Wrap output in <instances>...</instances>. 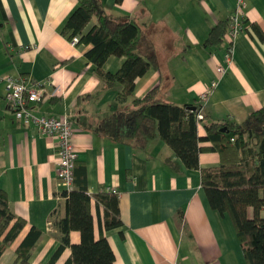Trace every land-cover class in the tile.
Masks as SVG:
<instances>
[{"label":"crops","instance_id":"obj_1","mask_svg":"<svg viewBox=\"0 0 264 264\" xmlns=\"http://www.w3.org/2000/svg\"><path fill=\"white\" fill-rule=\"evenodd\" d=\"M96 1L109 15L135 22L138 52L155 58L125 98L119 97L122 82L107 84L95 74L96 65L85 54L91 43L73 45L61 31L79 0H0V187L14 218L26 221L0 255V261L6 257L1 264H12L14 248L31 226L41 233L28 261L45 264L60 244L55 220L66 214L57 138L16 117L3 97L8 74L52 80L58 93L32 103L31 110L70 118L74 176L83 165L88 193L117 190L122 218L117 227L104 229L102 207L91 202L94 236L102 230L115 255L112 264H248L229 215L211 207L201 184L200 168L219 164L216 151H201L199 169H189L159 137L144 144L117 142L98 126L113 111L131 109L133 98L154 87L167 101L200 109L199 135L211 121L245 120L264 105V39L257 32H264V0H244L246 28L233 40L223 74L217 65L228 38L214 48L205 39L231 16L237 0ZM124 60L111 54L101 69L115 73ZM214 78L217 86L201 106L200 93ZM69 239L78 242L79 232L71 230ZM70 252L66 246L53 264H63Z\"/></svg>","mask_w":264,"mask_h":264},{"label":"trees","instance_id":"obj_2","mask_svg":"<svg viewBox=\"0 0 264 264\" xmlns=\"http://www.w3.org/2000/svg\"><path fill=\"white\" fill-rule=\"evenodd\" d=\"M93 17L96 22L89 24ZM227 26L228 19L217 22L205 39L207 46H219L225 39ZM61 31L69 39L79 35L78 43H91L85 54L95 63V74L107 84L114 80L122 82L121 98L131 95L135 77L155 60L151 54L144 57L137 50L138 25L109 15L96 0H79ZM257 32L264 39V32L259 29ZM226 50H231V43ZM111 54L125 56L115 73L101 69ZM158 91L154 87L141 98H133L129 110L113 111L101 120L98 131L117 142L134 139L144 144L159 137L189 169H199L201 151H216L219 164L200 168L209 204L229 215L247 263L264 264V105L251 111L242 122L206 123L205 135H199L197 108L167 101L157 95ZM223 126L225 130L221 129ZM204 141H210V145H202ZM74 184L77 185L74 189L62 191L66 214L55 220L61 232L60 244L45 264H53L66 246L71 252L63 264H112L115 255L102 230L98 237L94 236L91 202L97 208L102 207L103 228L111 229L122 224L118 195L106 189L88 193L83 165L74 176ZM13 218L7 194L0 187V255L26 224L20 216ZM71 230L79 232L78 242H70ZM40 233V229L30 227L14 248L12 264H31L28 257Z\"/></svg>","mask_w":264,"mask_h":264},{"label":"built area","instance_id":"obj_3","mask_svg":"<svg viewBox=\"0 0 264 264\" xmlns=\"http://www.w3.org/2000/svg\"><path fill=\"white\" fill-rule=\"evenodd\" d=\"M244 0H237V5L228 18V26L225 39L231 43V50H226L223 54V62L217 65V71L223 74L226 66L232 60L233 40L246 28V18L244 16ZM224 39V40H225ZM79 41V35H73L71 44L75 45ZM3 97L9 107L14 111L16 117L31 123L41 134L56 136V164L57 178L63 190H72L74 185V168L77 153L72 142L74 126L67 116L55 114L43 115L34 113L31 104L40 101L45 96H53L58 93V88L54 86L50 79H36L30 76L5 75ZM218 79H212L206 88L200 93L201 106L205 104L217 86ZM195 116L199 122L203 117L200 109L195 111ZM232 139V137H231ZM111 191L117 192L115 188Z\"/></svg>","mask_w":264,"mask_h":264},{"label":"rangeland","instance_id":"obj_4","mask_svg":"<svg viewBox=\"0 0 264 264\" xmlns=\"http://www.w3.org/2000/svg\"><path fill=\"white\" fill-rule=\"evenodd\" d=\"M6 257H4V259H5ZM4 259H2L1 261H0V264L4 261Z\"/></svg>","mask_w":264,"mask_h":264},{"label":"water","instance_id":"obj_5","mask_svg":"<svg viewBox=\"0 0 264 264\" xmlns=\"http://www.w3.org/2000/svg\"><path fill=\"white\" fill-rule=\"evenodd\" d=\"M221 129H222V130H225L226 128L223 126Z\"/></svg>","mask_w":264,"mask_h":264}]
</instances>
